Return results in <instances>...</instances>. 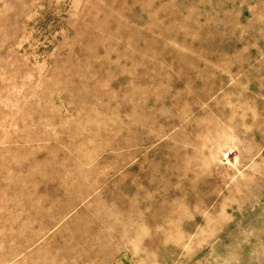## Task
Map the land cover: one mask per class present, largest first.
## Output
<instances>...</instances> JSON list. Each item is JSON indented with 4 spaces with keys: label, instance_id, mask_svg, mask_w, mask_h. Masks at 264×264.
I'll return each mask as SVG.
<instances>
[{
    "label": "rangeland",
    "instance_id": "1",
    "mask_svg": "<svg viewBox=\"0 0 264 264\" xmlns=\"http://www.w3.org/2000/svg\"><path fill=\"white\" fill-rule=\"evenodd\" d=\"M0 264H264V0H0Z\"/></svg>",
    "mask_w": 264,
    "mask_h": 264
},
{
    "label": "built area",
    "instance_id": "2",
    "mask_svg": "<svg viewBox=\"0 0 264 264\" xmlns=\"http://www.w3.org/2000/svg\"><path fill=\"white\" fill-rule=\"evenodd\" d=\"M230 156H231V151H226V152L224 153V158H225V159H228Z\"/></svg>",
    "mask_w": 264,
    "mask_h": 264
}]
</instances>
